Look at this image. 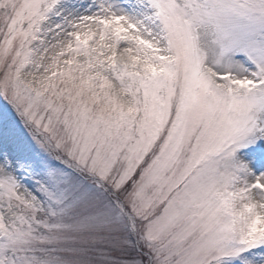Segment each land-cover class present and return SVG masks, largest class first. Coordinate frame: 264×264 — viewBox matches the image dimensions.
Wrapping results in <instances>:
<instances>
[{
  "label": "snow or ice",
  "instance_id": "1",
  "mask_svg": "<svg viewBox=\"0 0 264 264\" xmlns=\"http://www.w3.org/2000/svg\"><path fill=\"white\" fill-rule=\"evenodd\" d=\"M0 264H264V0H0Z\"/></svg>",
  "mask_w": 264,
  "mask_h": 264
}]
</instances>
